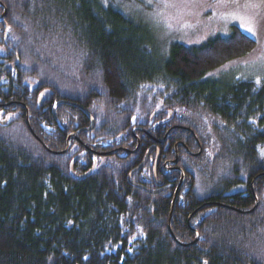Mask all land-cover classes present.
<instances>
[{"label": "trees", "instance_id": "1", "mask_svg": "<svg viewBox=\"0 0 264 264\" xmlns=\"http://www.w3.org/2000/svg\"><path fill=\"white\" fill-rule=\"evenodd\" d=\"M4 7L0 264H264V85L207 76L254 39L232 26L228 37L164 51L106 0ZM175 125L192 130L199 155ZM70 134L66 152L47 150H63ZM100 143L129 151L98 157ZM175 144L184 181L170 227L181 244L167 228L181 173L162 166ZM258 174L253 211L208 205L251 209Z\"/></svg>", "mask_w": 264, "mask_h": 264}, {"label": "rangeland", "instance_id": "2", "mask_svg": "<svg viewBox=\"0 0 264 264\" xmlns=\"http://www.w3.org/2000/svg\"><path fill=\"white\" fill-rule=\"evenodd\" d=\"M106 2L127 17L145 24L157 45L164 51L173 43L191 47L201 45L215 36L228 37L231 34V27L236 26L255 40V47L246 55L226 62L207 76L218 75L227 81L253 82L257 87L264 85V0H106ZM249 18H252L251 21ZM249 25L254 28V34L247 31Z\"/></svg>", "mask_w": 264, "mask_h": 264}, {"label": "water", "instance_id": "3", "mask_svg": "<svg viewBox=\"0 0 264 264\" xmlns=\"http://www.w3.org/2000/svg\"><path fill=\"white\" fill-rule=\"evenodd\" d=\"M5 13H6V9H5V7H4L3 12L0 13V19H2V18L5 16ZM38 101H39V104H41V98H40V97H39V100H38ZM60 102L65 103V104H66V103H67V104L70 103V102H67V101H60ZM58 103H59V102H57L56 105H57ZM83 111L88 115V117H89V119H90V126L87 128V129L89 130V129H91V128L93 127V125H94V121H93L92 117L90 116V114H89L85 109H83ZM6 122H7V119H4V120L1 121L2 124H5ZM26 123H27V127H28L29 131L31 132V134H32V135H33V136H34L39 142H41L40 139H39V138L35 135V133L32 131V129H31L30 125H29V121H28V113L26 114ZM174 127L183 128V129L188 130L189 132H191V134L193 135V137L196 139V136H195V134L192 132L191 129H189V128L185 127V126H181V125H175V126H173L172 128H174ZM136 130L148 134V133L146 132V130H145L143 127H134V128L132 129V133L134 134V132H135ZM76 138H77V136H76L75 134H70V135H68L67 138H66V147H65L63 150H61V151H51V150H49V149H47V150L50 151L51 153H63V152H66V151L68 150V148H69V144H68V143H69L70 139H76ZM196 141H197V139H196ZM197 143H198V147H199V148H198V151H197V152H192V151L187 150V153H188L189 155H199V153L201 152V146H200V143H199L198 141H197ZM121 150L126 151V149H121ZM115 151H116V150H112V151H110V152H106V153H102V154H111V153H114ZM133 151H135V149L132 150V152H133ZM149 151H150V150H148V151L146 152L143 161H142V162H141V163H140V164H139L134 170L139 169V168L142 167V165L146 162V160H147V158H148V153H149ZM174 151H175V156H174V158H173L171 161H168V164H171V163L175 164V163L177 162V160H178L177 144L174 146ZM127 152H128V151H127ZM157 162H158V158L156 159L155 164H154V174H155V167H156ZM163 166L166 167V164L164 163ZM169 168H170V167H169ZM134 170H133V171H134ZM179 170H180V173H181V175H180V180H179L178 185H177V187H176V189H175V191H174V194H173V198H172V202H171V206H170V212H169V216H168V224H167V228H168V231H169L170 236H171V237L174 239V241L177 242V243H180V242H178V240L175 238L174 234L172 233V230H171V227H170V222H171V216H172V212H173V207H174V204H175V200H176V197H177L178 191H179L180 186L182 185V183H183V181H184V172H183V170H181V169H179ZM263 174H264V173H263ZM260 175H261V174L256 175V176L253 178L252 182H251V189H252V193H253V196H254V205H253V207H252L251 209H249V210H241V209H238V208H235V207H232V206H228V205H225V204H220V203H208V205H219V206H222V207H226V208H229V209L235 210V211H237V212H239V213H249V212L253 211V210L255 209L256 205H257V198H256V196H255V194H254V192H253V181H254L255 178H257V177L260 176ZM154 176H155V175H154ZM129 177H130V174H129L128 178H129ZM200 208H201V206L197 208V211H198ZM195 235H196V237H195V240H194L193 242H190V243H187V244H183V243H182V245L188 246V245L194 243V242L196 241V238H197V233H196V232H195ZM180 244H181V243H180Z\"/></svg>", "mask_w": 264, "mask_h": 264}, {"label": "flooded vegetation", "instance_id": "4", "mask_svg": "<svg viewBox=\"0 0 264 264\" xmlns=\"http://www.w3.org/2000/svg\"><path fill=\"white\" fill-rule=\"evenodd\" d=\"M3 61V60H2ZM2 61H0V72L1 71H3L4 70V66L2 65ZM171 115H170V113H169V117H170ZM173 127V126H172ZM172 129V128H171ZM164 140H165V137L162 139V140H160V142H164ZM97 146L96 147H99L100 149H93L92 150V152L94 153V155L95 156H98V157H105V156H108V155H110V154H102V153H106V152H110V151H112V150H120L121 152H123V154L125 153V152H127V151H129V150H126V151H123V150H121V149H126L123 145H113V144H110V143H106V144H103V143H100V144H96ZM111 145H113L112 147H109V146H111ZM138 145H139V141H138V139H137V145H136V147H135V149H137L138 148ZM175 152V151H174ZM177 153H178V151H177ZM113 154V153H112ZM157 154H159V153H157ZM174 156H175V154H174ZM167 161V160H166ZM168 162V161H167ZM163 166V165H162ZM164 167V166H163ZM165 169H167L166 167H164ZM169 169H171V168H169Z\"/></svg>", "mask_w": 264, "mask_h": 264}, {"label": "bare ground", "instance_id": "5", "mask_svg": "<svg viewBox=\"0 0 264 264\" xmlns=\"http://www.w3.org/2000/svg\"><path fill=\"white\" fill-rule=\"evenodd\" d=\"M176 145V144H175ZM174 145V146H175ZM177 148H178V144H177ZM168 161H171V160H168ZM158 163V162H157ZM165 164H166V168L167 169H169V167L171 168V169H174V168H178V169H181L178 165H176L177 164V162L175 163V164H173V163H171V164H168V162L166 161V162H164ZM163 163V164H164ZM162 164V165H163ZM156 166H157V164H156ZM182 170V169H181Z\"/></svg>", "mask_w": 264, "mask_h": 264}, {"label": "snow or ice", "instance_id": "6", "mask_svg": "<svg viewBox=\"0 0 264 264\" xmlns=\"http://www.w3.org/2000/svg\"><path fill=\"white\" fill-rule=\"evenodd\" d=\"M245 7H247V4H245ZM251 19L252 18H249L250 21H251ZM242 26H244V25H242ZM247 31L254 34V28L251 25L247 26ZM257 82L259 83V81H257ZM205 264H206V262H205Z\"/></svg>", "mask_w": 264, "mask_h": 264}]
</instances>
